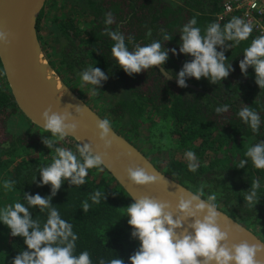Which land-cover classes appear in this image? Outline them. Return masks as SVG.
Masks as SVG:
<instances>
[{
	"label": "trees",
	"instance_id": "16d2710c",
	"mask_svg": "<svg viewBox=\"0 0 264 264\" xmlns=\"http://www.w3.org/2000/svg\"><path fill=\"white\" fill-rule=\"evenodd\" d=\"M83 1L84 12L90 18L84 23L73 17H58L53 24L56 33L51 31L44 25L46 16L66 6L53 0L47 1L38 19V36L45 55L52 58L51 46L59 50L54 62L47 59L62 82L75 92L71 83L76 80L77 66L100 68L122 88L109 111L114 123L139 139L150 128V122L154 125L158 119L155 127H161L167 143L148 157L158 170L192 191L203 184L205 196L202 198L206 200L208 194L215 193L220 209L248 229L264 227V170L255 169L245 156L250 144L264 140V90L256 84L252 67L248 68L247 75L239 68L244 48L259 34L252 33L239 46H233L235 42L228 40L217 46L232 70L218 83L203 77L200 80L186 78V85L198 89L195 90L169 81L163 71L177 81L183 65L192 60L191 56L180 52L182 27L195 17L196 26L201 27V34L205 35L209 23L219 22L218 16L226 0ZM109 15L113 21L110 25L106 23ZM233 17L236 16H227L219 22L221 29ZM110 31L123 34L130 51L137 45L159 41L168 58L163 65L129 76L111 55L114 41L107 35ZM129 36L134 39L130 40ZM165 36L171 38L166 40ZM0 72L5 75L1 62ZM224 105L229 106L228 111L217 114L215 108ZM243 107H251L259 113L258 134H253L237 116ZM16 112L19 109L9 85L6 88L0 85V207L22 201L24 193L51 195L50 185L38 186V169L50 163L52 156L20 159L21 153L48 150L43 143L45 132L39 129L37 134L12 135L10 122ZM4 132L8 136L6 139ZM145 139L148 144L152 143L150 137L145 135ZM71 141L70 148L75 151L76 143ZM188 150L198 157L200 166L196 173L188 171L184 155ZM241 159L247 160L243 168L237 166ZM4 180L15 181L12 190H3ZM254 180L259 181L261 187L257 190L258 203L249 207L245 196L250 193ZM95 190L103 193L99 204H92L90 200ZM84 201L91 205L87 212L82 208ZM51 203L78 234L76 253L89 251L93 264L100 258H122L127 264L128 257L137 250L139 242L131 237L132 228L122 210L133 201L105 168L103 171L90 170L87 182L79 187L64 181ZM30 211L33 219L38 218L42 223L46 219V213H41L39 208ZM24 247L22 238L12 237L10 230L0 224V264H12Z\"/></svg>",
	"mask_w": 264,
	"mask_h": 264
},
{
	"label": "clouds",
	"instance_id": "9594fccd",
	"mask_svg": "<svg viewBox=\"0 0 264 264\" xmlns=\"http://www.w3.org/2000/svg\"><path fill=\"white\" fill-rule=\"evenodd\" d=\"M111 16L107 24H112ZM198 21L191 18L183 27L180 52L192 57L190 62L183 65L177 76L180 87H186V78L200 80L202 77L211 83H218L228 77L232 70L231 64H226V57L217 46L225 41H234L233 46H239L247 41L254 31L251 22L241 17H233L223 25L211 22L205 28V35L201 34V27L196 26ZM114 41L111 55L121 69L129 76L144 70L160 66L168 58L167 52L161 50L159 41L145 45H137L130 51L125 43V36L116 31L107 32ZM9 33L0 31V44L7 45ZM165 36L164 39H170ZM132 40L134 37L129 36ZM175 52V50H173ZM244 58L239 63L241 73L247 75L252 67L255 72V82L264 90V34L258 35L243 50ZM81 87L88 86V94L98 95L99 86L106 80L104 72L98 67H88L79 73ZM229 106L216 107L217 114L227 112ZM77 114L83 109L76 108ZM237 116L246 124L253 134L260 131L261 117L251 107H243ZM43 132L51 133L56 141L65 142L69 133H76L78 124L71 112L53 111L47 108L41 114ZM98 139L102 143L103 152H94L91 143L82 146L76 143V150L64 146L56 147L51 162L38 169L40 180L38 186H51V195L42 197L39 194H23V200L0 207V224L10 230L12 237H20L26 246L18 252L12 264H93L89 251L76 253L78 234L72 223L64 219L57 207L51 203L64 181L77 187L87 182L90 170L103 171L104 160L112 146L110 132L112 123L109 119H99L96 123ZM43 143L53 148V139H44ZM189 172L196 173L199 161L196 154L188 150L185 152ZM245 156L251 160L253 167L264 170V140L250 144ZM247 160H239L237 166L243 168ZM127 177L136 186H148L157 183L158 178L149 174L144 168L131 165L126 169ZM35 181V176L33 177ZM13 180H4L2 188L5 192L12 190ZM259 181H253L250 193L245 196L249 207L258 203ZM194 194L187 198L181 197L176 204V213L169 211L171 204L168 201L158 200L155 197L142 196L136 199L123 210L128 217L127 223L131 226V237L137 240V250L128 257L127 264H259L258 254L264 253V242L249 244L243 241L239 244L228 243V231L221 230L219 225L220 207L215 193L205 196V186L199 185L193 189ZM92 204H99L103 200V193L95 190L90 195ZM26 201V203H25ZM88 201L82 203L84 212L90 209ZM39 208L46 213V219H33L30 209ZM191 220L184 227L186 221ZM181 230V231H178ZM97 264H125L122 258L106 260L100 258Z\"/></svg>",
	"mask_w": 264,
	"mask_h": 264
},
{
	"label": "water",
	"instance_id": "95a60500",
	"mask_svg": "<svg viewBox=\"0 0 264 264\" xmlns=\"http://www.w3.org/2000/svg\"><path fill=\"white\" fill-rule=\"evenodd\" d=\"M47 1L15 0L17 11L9 19L3 16L0 9V31L9 33V43L7 45L0 44V62L13 101L25 118L42 131L41 114L47 108L51 107L56 112L65 110L71 112L78 124V129L74 134L69 133L70 137L68 138L81 146L84 143H91L94 152H103L104 149L98 139L96 129V123L102 118L78 100L77 104H70L69 97L54 98L48 93V89L52 84L49 80L43 78L45 67L39 66L40 58L45 60L47 67L58 77L69 95L73 96V91L62 82L50 66L39 40L38 19ZM163 73L169 81L178 85L174 78L165 71ZM186 87L198 90L193 86L186 85ZM77 107L83 109V114H77ZM109 138L112 139L113 143L108 150L107 158L104 160V168L125 190L131 200L134 202L142 196H149L168 201L171 204L169 211H172L174 216L178 215L175 211L178 200L181 197L187 198L194 192L158 170L138 148L117 133L113 127ZM131 165L142 167L149 174L156 176L158 178L157 183L143 187L132 184L126 173V169ZM220 211L222 213L219 225L221 230L228 231V243L230 245L239 244L243 241H247L249 244L264 242L250 229L221 209ZM190 222L191 220L186 221L183 226L187 227ZM256 259L259 264H264V253L258 254Z\"/></svg>",
	"mask_w": 264,
	"mask_h": 264
},
{
	"label": "rangeland",
	"instance_id": "374dc122",
	"mask_svg": "<svg viewBox=\"0 0 264 264\" xmlns=\"http://www.w3.org/2000/svg\"><path fill=\"white\" fill-rule=\"evenodd\" d=\"M51 2L52 0H48ZM58 5L66 4L65 7L60 9H56L51 11L46 16V21L44 23L45 26L49 27L51 31H54L56 33V28L54 27L55 20L59 18H75L78 22L84 23L86 20H90L88 15L84 12L85 8V2L83 0H53ZM49 11V10H48ZM88 22V21H87ZM47 32V31H46ZM50 33V32H47ZM54 38V37H53ZM50 52H52L53 56L49 59H52L53 62L56 60V55L59 54V50L54 49L53 46L50 47ZM88 68V67H87ZM87 68L83 66H77L75 70L76 74V80L75 82H72L71 85L74 88L75 92L73 93V96L78 102L83 103L87 107H89L92 111H94L100 118L104 119L107 118L111 121L112 127L116 130L117 133H119L122 137H124L126 140H128L132 145H134L136 148H138L147 158L149 155L154 154L158 148H162L164 144L167 143L166 138L164 137L165 133H162V130H160L161 127H155L156 123L154 125L152 122H150V128L146 130L143 134V136L139 139L133 134H129L126 132L124 128L121 127V125L116 124L113 122L112 118L109 115V111L111 108V105L113 102L117 101V97H119L122 93V88L115 83L114 80H111L109 76H106L108 78L102 81L99 86H96L99 90V93L97 96L92 97L88 94V86L81 87V81L79 79V73L83 70H86ZM71 80V79H70ZM7 80L5 75H2L0 72V85L4 86L6 88ZM71 93V92H70ZM80 97L84 99L81 100ZM17 114L11 119L10 122V132L12 135H20L24 133H30L37 134L39 133V129L36 128L34 125H32L25 116L19 111L16 112ZM167 128V127H165ZM164 129V127H162ZM4 139L8 138L6 135V132H4ZM145 135L151 138L152 143H147L145 139ZM43 136L46 139H53V148L46 150V151H31L27 154L21 153L22 157L20 159H32V158H41V159H48L52 155H54V150L56 147L64 146L66 148H70L72 145V141L70 138H66V141L60 142L54 140V138L51 136V133L45 132ZM146 141V143H145ZM252 231V230H251ZM255 233L259 238H261L264 241V227H256L252 231Z\"/></svg>",
	"mask_w": 264,
	"mask_h": 264
},
{
	"label": "built area",
	"instance_id": "2783aa9c",
	"mask_svg": "<svg viewBox=\"0 0 264 264\" xmlns=\"http://www.w3.org/2000/svg\"><path fill=\"white\" fill-rule=\"evenodd\" d=\"M227 16L241 17L253 24V34H264V0H226L218 21L222 22Z\"/></svg>",
	"mask_w": 264,
	"mask_h": 264
},
{
	"label": "bare ground",
	"instance_id": "6f19581e",
	"mask_svg": "<svg viewBox=\"0 0 264 264\" xmlns=\"http://www.w3.org/2000/svg\"><path fill=\"white\" fill-rule=\"evenodd\" d=\"M16 8H17V5L15 3V0H1V4H0L1 13L7 19L12 18V16L17 11ZM39 66L45 67V72L43 74V78L45 80H49L52 84L48 89V93L54 98L69 97L70 98V104H77V100L73 96L69 95V92L61 84L58 77L53 73V71L51 69H49L47 67L46 62L43 58L39 59ZM82 114H83V112H82Z\"/></svg>",
	"mask_w": 264,
	"mask_h": 264
},
{
	"label": "flooded vegetation",
	"instance_id": "af4514ba",
	"mask_svg": "<svg viewBox=\"0 0 264 264\" xmlns=\"http://www.w3.org/2000/svg\"><path fill=\"white\" fill-rule=\"evenodd\" d=\"M89 22V21H88ZM7 80V79H6ZM4 87V86H3ZM5 88V87H4Z\"/></svg>",
	"mask_w": 264,
	"mask_h": 264
}]
</instances>
